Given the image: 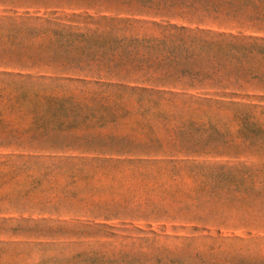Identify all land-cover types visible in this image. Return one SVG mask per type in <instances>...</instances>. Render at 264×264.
<instances>
[{
    "label": "rangeland",
    "instance_id": "obj_1",
    "mask_svg": "<svg viewBox=\"0 0 264 264\" xmlns=\"http://www.w3.org/2000/svg\"><path fill=\"white\" fill-rule=\"evenodd\" d=\"M0 264H264V0H0Z\"/></svg>",
    "mask_w": 264,
    "mask_h": 264
}]
</instances>
